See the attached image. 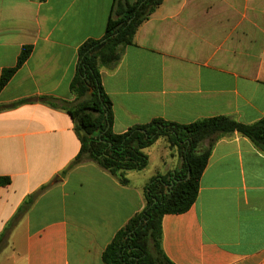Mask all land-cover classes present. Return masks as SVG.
Instances as JSON below:
<instances>
[{"label": "crops", "instance_id": "0c3cea01", "mask_svg": "<svg viewBox=\"0 0 264 264\" xmlns=\"http://www.w3.org/2000/svg\"><path fill=\"white\" fill-rule=\"evenodd\" d=\"M113 4L0 0V78L32 47L0 93V177L11 181L0 187V264H104L116 234L145 209L147 185L182 169L159 139L127 186L92 161L63 174L81 149L75 123L33 100H75L79 50L104 38ZM101 79L115 134L157 118L255 124L264 118V0H164ZM153 154L163 170L146 178ZM162 232L172 264H264V152L237 133L217 142L196 203L165 215Z\"/></svg>", "mask_w": 264, "mask_h": 264}, {"label": "trees", "instance_id": "16d2710c", "mask_svg": "<svg viewBox=\"0 0 264 264\" xmlns=\"http://www.w3.org/2000/svg\"><path fill=\"white\" fill-rule=\"evenodd\" d=\"M163 2L114 0L104 38L89 40L79 50L76 75L70 85L75 100L66 102L47 96L33 100L63 108L75 123L81 149L63 174L92 161L108 171L122 186H127V174L141 172L148 167L146 150L159 139H165L171 149H176L183 161L180 171L155 177L147 185L145 209L116 234L102 254L104 264H172L162 250V219L165 215L184 214L194 206L201 177L216 143L237 133L264 152V118L252 125L229 117L203 119L189 125L157 118L148 124L136 125L124 134L114 133L113 103L103 88L101 71L117 68L125 50L134 44L138 29ZM31 53L32 47H24L16 66L2 72L0 93L28 61ZM29 101L32 100L16 105ZM10 183L9 178L0 177V187Z\"/></svg>", "mask_w": 264, "mask_h": 264}, {"label": "rangeland", "instance_id": "374dc122", "mask_svg": "<svg viewBox=\"0 0 264 264\" xmlns=\"http://www.w3.org/2000/svg\"><path fill=\"white\" fill-rule=\"evenodd\" d=\"M158 160H159V158H158ZM158 160H157L156 154L155 155L153 154L151 157V162H152L153 167L146 174V178H150L153 175H155V173H157L158 171L161 172L163 170V166L159 165L160 161L158 162Z\"/></svg>", "mask_w": 264, "mask_h": 264}]
</instances>
